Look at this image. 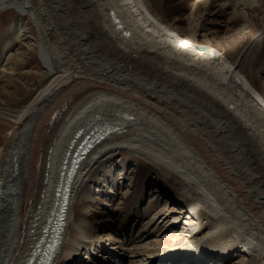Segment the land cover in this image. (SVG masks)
Instances as JSON below:
<instances>
[{
  "label": "bare ground",
  "instance_id": "6f19581e",
  "mask_svg": "<svg viewBox=\"0 0 264 264\" xmlns=\"http://www.w3.org/2000/svg\"><path fill=\"white\" fill-rule=\"evenodd\" d=\"M150 2L0 0V9L14 5L32 19L3 34L0 58L25 27L53 56L19 74L24 84L0 87V264H30L58 211L67 154L95 129L98 144L71 179L53 264H154L193 241L207 246L202 257L211 255V264H264V90L254 79L264 73V24L251 17L264 15V2L236 20L249 30L254 75L239 62L247 44L225 40L202 17L217 2L165 0L170 14L160 16ZM192 8L203 23L186 29L184 10ZM124 151L145 162L124 203L106 193L113 211L104 213L103 193L92 190L101 181L109 187L107 179L121 189L107 163ZM101 170L107 175L98 178ZM152 175L176 207L166 210L186 212L196 225L186 244L164 236L177 230L178 215L161 229L157 202L142 210ZM128 233L134 240L125 243Z\"/></svg>",
  "mask_w": 264,
  "mask_h": 264
},
{
  "label": "rangeland",
  "instance_id": "374dc122",
  "mask_svg": "<svg viewBox=\"0 0 264 264\" xmlns=\"http://www.w3.org/2000/svg\"><path fill=\"white\" fill-rule=\"evenodd\" d=\"M149 1H151L150 2L151 7L155 9L156 13L159 16L170 14V10H168L164 7L165 0H149ZM214 1L217 2L219 5L214 9V11H213L214 13L209 14V12L207 10H205L204 13L202 14V17L203 18L206 17L208 19V22L206 24H209V27H211L212 29H215L217 31L220 30L221 31L220 37H223L225 40L230 41V42H234L235 40H238L239 42H244L243 44H247L246 45L247 47L249 45V48H247L245 46L246 48H245L243 54L239 57V62H240L241 66H245L244 68L246 70H249V72L253 74V72H252L253 69L248 65V62L251 58H254V56L256 55V52L250 51L253 49V46L251 45L252 42H250V43L247 42L248 39L246 38V34L249 32V30L247 29V25H244L242 22L239 23L240 21H236V20L239 17H242L243 12H246L247 10H249L251 7H253L255 5H260L261 3L264 2V0H250V1H247V0H212V2H214ZM195 5H196V2H195ZM221 7H223L224 9H222ZM19 9H20L19 7H17V6L15 7L14 5H9V4L3 6L0 9V38L1 39H2L3 34H5L6 31H11L13 26H15V25H17L18 27H22L23 26L22 24L24 21H25V26H27L28 22L32 24L31 17L27 13H24L25 15H23L21 10H19ZM184 13H185V16L188 18V20H186L185 24H184V27L186 29H192L196 24L203 23L202 22L203 18L199 20V17H198L199 14L195 15L193 12V8L189 9V10H184ZM252 15H251V17H256V19L259 20L260 24H264V15H262L261 13H258L254 16H252ZM16 32H15L16 36L11 41L6 43V47L2 53L3 58L2 57L0 58V76H1L0 87L2 85L7 84L10 81L17 83V84L18 83L24 84V79L21 78L19 76V74L21 75L22 73H25L26 71L31 70L30 68L33 67V65H35V62H38V60H42L43 62H45V60H44V58H45L46 62L51 64L50 60L53 59V56L51 55L52 56L51 57L47 53L46 49L41 48L42 46H41L40 39L38 40V42H36L37 44L32 41L31 32L28 30L27 27H25L22 30H18ZM37 45L40 46L39 48H41L42 51L39 49L38 53L33 55L32 53H33V51H36ZM8 53H9V55H8ZM42 54L44 55L43 59H41L43 56ZM28 56H29V58H28ZM9 59L12 60L11 64H10V62H8ZM47 60H49V61H47ZM30 63H31V65H30ZM18 68H20V69H18ZM254 79H255L256 84L262 90H264V73L257 71V74H255V76H254ZM138 157L139 156L136 155L134 152H130V153L128 151L117 152V153H114L112 155L113 161H110L107 163L108 169L109 168L111 169L113 167L115 169L113 172V175H110L111 179H112V177L119 178L120 179L119 184H121L123 186L121 187L120 190H118L117 187H116L117 189H115L114 184L111 183V180L107 179V181L109 182L108 183L109 187L104 186L105 181H101L100 185L102 187L100 185H95L93 187V190H92L93 197H95V195L98 196V194L103 193L101 196V200H103V201L102 202L98 201V203L105 204V207H104L105 209L103 210L104 213L105 212L109 213V212L113 211L111 209L112 208L111 207L112 194L109 195L107 198L106 193H108L110 191L111 192L114 191V196L116 195L115 198H116V200H118V202L120 204L124 203L125 202V196L127 194H130V192L132 190L131 184L134 181L135 176L137 175L136 169L138 166H143L142 163L145 162L142 158H139L140 162H138L136 160V158H138ZM123 161L128 162V165L126 167L120 166V162L122 163ZM85 162H86V159H85L84 163ZM117 164H119V165H117ZM105 174H106L105 170L99 171L98 178H103L105 176ZM155 177H156L155 175L153 177H151V182L153 183L154 188H155V183H154ZM170 179L171 178H169V181H170ZM166 183L170 186V188H173V187H171L172 182L166 181ZM154 188L150 189L149 191L146 192L145 199L147 198V201H145V204L142 207V210H144L148 206L151 207L152 206L151 201L157 202L156 211L161 212V219L159 221L158 226H159V228L161 227V229H164V224L166 223V221L167 222L174 221L175 220L174 216L178 215V218L180 219V221L177 223V230L172 231L168 228H165L167 230H166L164 236H171V237L176 236L175 243L177 242V243H181V244H186L188 242V239L191 237L192 233L194 232V228H196V225H194V224H193V226L189 225L191 223L190 222L191 221L190 220L191 215L189 216V214L186 212L181 215L178 212H175V213L173 212L176 210H173L171 212L166 210V206H170L171 208H176V207L174 205H172V201L169 198V195L161 192L162 190L158 187V185L156 186L155 189ZM178 205L180 206L182 204L179 203ZM115 208H118V206L116 205ZM94 211H97V208L94 209ZM96 217H97V213H94L91 216L92 219H94ZM119 218H120V220H119ZM121 220H122L121 217H119V216L115 217L117 229H119L121 227L120 226L122 224ZM194 222H196V221H194ZM132 224H133V222H132ZM101 226H104V224H102ZM139 230H140V226H138V230L136 231V234H138ZM102 235H104V234H102ZM126 236H127V238L125 237L124 240H125V243H128L129 238H130L129 233ZM113 237L117 238V236H115V235ZM154 241H156V240H154V239L148 240V241H146V243H151ZM104 257H106V255L102 254L100 259H103ZM127 263H129V262H127ZM229 264H239V259L238 258H235L234 260L231 259V262Z\"/></svg>",
  "mask_w": 264,
  "mask_h": 264
}]
</instances>
